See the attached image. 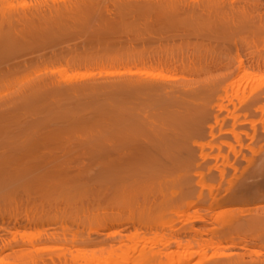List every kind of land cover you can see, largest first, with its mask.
<instances>
[{"label": "bare ground", "instance_id": "obj_1", "mask_svg": "<svg viewBox=\"0 0 264 264\" xmlns=\"http://www.w3.org/2000/svg\"><path fill=\"white\" fill-rule=\"evenodd\" d=\"M15 1L0 0V264H7L4 260L8 259L16 260L13 264H68L66 256L44 258L41 245L114 242L120 238L117 229H126L129 220L132 227L167 230L169 237L153 254L132 245L123 256V264H145L150 257L148 264H187L205 252L203 233L209 230L195 224L211 225L219 220L222 234L231 236L241 227L264 235V195H255L264 190V152L257 160L243 159L240 149L229 147L235 159L246 164L244 170L253 172L249 181L228 183L221 195L214 194L210 189L214 176L204 182L200 166L182 163L184 148L163 133L164 118L172 126L184 127L194 123L190 113L165 111V115L160 112L154 119H147L141 116L145 104L127 100L73 103L79 96L104 91L84 84L103 76L131 75L163 81L160 85L129 84L125 89L164 95L175 90L178 82L193 80L135 70L86 73L70 81L62 78V70H55L91 62L87 58L91 47L70 48L66 37L81 20L99 13L100 25L94 28V37L106 33H117L121 38L142 37V49L129 54L133 64L157 65L189 74L203 72L214 81L198 88L201 92H216L226 84V93L245 79L260 80L264 56L242 58L237 53L234 57H208L195 53L200 52L204 41L216 52L218 44L229 37H264V0H81L73 5L70 0H34V5L21 7L14 5ZM111 7L117 8L118 21L105 22L101 11L109 12ZM138 27L147 36L140 35ZM184 53L188 57H182ZM241 106L252 113L263 112L264 88L252 90ZM218 110L224 109L219 106ZM86 113L98 118L96 126L70 138V129L62 125L69 127L70 118ZM235 119L232 117L233 125ZM256 135L252 128L251 140ZM199 149V158L206 161L209 155L204 153L203 145ZM70 176L90 177L91 190L100 185L87 201L89 205L117 211L142 208L148 211V221L105 212L89 223L86 238H70L67 230L58 236L51 212L61 201L58 193L74 188L70 187ZM93 176L98 180L93 181ZM223 177V170H219V179ZM237 202L256 206L247 215L231 209L217 211ZM21 208L22 212L18 210ZM110 229L114 231L102 232ZM181 232L184 234L179 235ZM172 246L179 249L175 257L170 252ZM218 257L229 259L214 264L260 263L231 255Z\"/></svg>", "mask_w": 264, "mask_h": 264}, {"label": "rangeland", "instance_id": "obj_2", "mask_svg": "<svg viewBox=\"0 0 264 264\" xmlns=\"http://www.w3.org/2000/svg\"><path fill=\"white\" fill-rule=\"evenodd\" d=\"M142 2L148 0H140ZM81 0H70V5L77 4ZM16 6H32L35 4L34 0H16L13 2ZM80 8H82L80 6ZM111 11L102 10V17L109 21H118L116 18L118 11L116 7H111ZM100 14L89 15L86 20H81L76 27L70 29L69 36L66 39L69 41L70 48L74 46L89 45L91 52L88 54V60L91 62L84 65L68 67H57L55 70H62V78L64 80L76 81L77 77L86 73L95 72H128V71H151L162 72L178 78H184L188 81L193 80V83L178 82L175 90L167 95L153 92V91H140L131 92L125 89L129 84L144 85V84H162L163 81L142 79L140 76L131 75H118V76H103L86 80L85 85H95L102 87L105 90L99 94L90 93L87 95L79 96L78 99H73V103L93 101L99 103L114 100V101H129L130 103L145 104L146 108L141 113L142 118L154 119L160 112L173 111V112H187L190 113L194 123L188 126H172L171 121L164 118L161 123L164 125L163 133L166 137L179 142L180 147L184 148L180 154V161L182 163H189L191 165H199L200 170L204 174V182H208L211 175L214 176L210 182V189L212 192L221 193L226 189L228 183H241L249 181L252 170H244L246 164L241 161L242 159H235L234 154L229 151V147H233L236 151L239 149L242 152V158L257 160L259 155L264 152V111L250 112L242 109L241 102L244 98L248 97L252 90L264 88V73L259 74L261 79L256 82H249L248 79L241 81L239 84L232 86L224 92L226 84H223L216 92L200 91L198 88L204 85L213 83L214 79H210L206 73L200 72L198 74H189L187 72L173 71L170 68H164L157 65H137L130 61L129 54H134L137 49H142V37H130L128 35L121 38L117 33H106L99 36H93L94 28L98 27V18ZM132 27V26H131ZM121 28V27H120ZM133 28V27H132ZM136 29V28H135ZM133 28V30H135ZM140 35L147 36L144 29L138 27ZM122 35V34H121ZM130 37V38H129ZM101 43H97L98 40ZM194 39V38H193ZM195 40V39H194ZM217 46V45H215ZM211 45L208 41H204L201 46L200 52L197 55H211L229 56L234 57L237 53L242 58H247L252 55L264 56V37H254L245 35L243 37H229L218 44L216 52L211 51ZM182 57H188L186 53ZM179 59V56L178 58ZM193 88V90H192ZM76 104V103H75ZM71 105L70 107H72ZM219 106L224 110L219 112ZM218 115V120L215 117ZM232 117H235V124L233 125ZM86 113L82 117L70 118V126L62 125L70 129V138L83 135L85 132L90 131L96 125L97 117ZM159 119V120H160ZM158 120V121H159ZM234 126V132H231ZM254 128L257 131L255 138L251 140V130ZM212 135V137H210ZM236 138H235V137ZM240 143V148L237 141ZM199 145H203L204 153L209 157L206 161L199 158ZM249 149L252 150L251 155ZM221 157L226 158L225 160ZM216 158V159H215ZM233 168L236 169L233 172ZM219 170H223L224 177L219 179ZM94 177V176H93ZM98 177L95 176L93 181H97ZM70 187L68 193L58 195L61 197L60 203L51 212L54 220V225L57 227V235L64 230H67L68 237L72 235L83 236L86 238L89 232V223L94 222L98 214L105 212H116L123 216H130L136 221H148L147 210L137 207H131L123 211L116 209H100L88 204L89 198L94 191L98 190V184L92 190L88 187L91 183L90 177H72L70 176ZM70 189V188H69ZM96 190V191H97ZM255 195H264V190H260ZM255 204L249 202L240 204L236 203L230 206H222L217 211L222 212L226 209L238 211H245L247 215L250 208H254ZM24 208L18 209L20 212ZM13 210V208H10ZM146 211V212H144ZM116 215V214H115ZM127 228H118L117 232L120 233V238L117 241H110L104 244H84L77 245L71 244H44L41 245L42 256L48 258L66 256L68 264H123L122 259L132 245L136 247L145 248L152 254L162 248L163 240L169 237L167 230L154 231L149 230L145 225L132 227L131 221L127 222ZM182 226L179 225V227ZM199 229H208L209 231L203 234V246L205 252L201 256L195 257L187 264H214L216 261H223L229 258L218 257L219 255H231V258L243 257L245 261L258 260L264 264V235L238 227L237 232L233 235L220 233L222 230L218 221H214L211 225L195 224ZM114 230H104L103 233H111ZM184 232L179 233V235ZM59 236V235H58ZM95 238V236H92ZM104 237L100 236L99 239ZM64 248V250H59ZM179 249L176 246L170 247L173 257ZM258 253L260 256H256ZM257 254V255H258ZM63 259V258H62ZM151 261L146 258L145 264ZM7 264L16 262L14 259L4 260ZM157 263V261H156ZM57 264H61L57 261ZM128 264V263H127ZM130 264H136L132 262Z\"/></svg>", "mask_w": 264, "mask_h": 264}]
</instances>
